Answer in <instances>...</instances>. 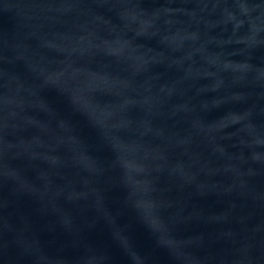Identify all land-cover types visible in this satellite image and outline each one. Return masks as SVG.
Instances as JSON below:
<instances>
[{
    "label": "water",
    "instance_id": "95a60500",
    "mask_svg": "<svg viewBox=\"0 0 264 264\" xmlns=\"http://www.w3.org/2000/svg\"><path fill=\"white\" fill-rule=\"evenodd\" d=\"M0 264H264V0H0Z\"/></svg>",
    "mask_w": 264,
    "mask_h": 264
}]
</instances>
